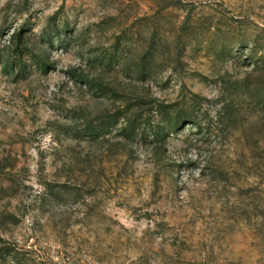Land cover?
<instances>
[{"label":"rangeland","instance_id":"rangeland-1","mask_svg":"<svg viewBox=\"0 0 264 264\" xmlns=\"http://www.w3.org/2000/svg\"><path fill=\"white\" fill-rule=\"evenodd\" d=\"M0 264H264V0H0Z\"/></svg>","mask_w":264,"mask_h":264}]
</instances>
